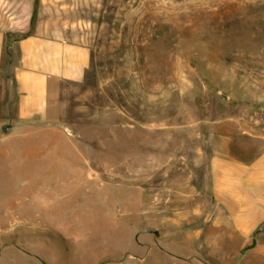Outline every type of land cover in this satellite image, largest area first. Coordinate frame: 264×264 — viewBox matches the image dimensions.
<instances>
[{
  "label": "rangeland",
  "instance_id": "374dc122",
  "mask_svg": "<svg viewBox=\"0 0 264 264\" xmlns=\"http://www.w3.org/2000/svg\"><path fill=\"white\" fill-rule=\"evenodd\" d=\"M29 1L95 71L57 118L0 130V264H201L151 231L147 187H179L212 128L264 127V0Z\"/></svg>",
  "mask_w": 264,
  "mask_h": 264
},
{
  "label": "crops",
  "instance_id": "0c3cea01",
  "mask_svg": "<svg viewBox=\"0 0 264 264\" xmlns=\"http://www.w3.org/2000/svg\"><path fill=\"white\" fill-rule=\"evenodd\" d=\"M23 3L22 18L0 14L4 142L27 135L22 123L66 112L68 99L88 86L95 71L90 46L33 23L31 1ZM201 150L204 154L193 170L185 171L179 187L163 185V200L155 202L160 197L147 187L151 209L163 217L151 231L193 250L201 264H264V127L245 125L241 141L228 129L212 128L209 144L202 143Z\"/></svg>",
  "mask_w": 264,
  "mask_h": 264
},
{
  "label": "water",
  "instance_id": "95a60500",
  "mask_svg": "<svg viewBox=\"0 0 264 264\" xmlns=\"http://www.w3.org/2000/svg\"><path fill=\"white\" fill-rule=\"evenodd\" d=\"M5 129H7V128H5Z\"/></svg>",
  "mask_w": 264,
  "mask_h": 264
}]
</instances>
